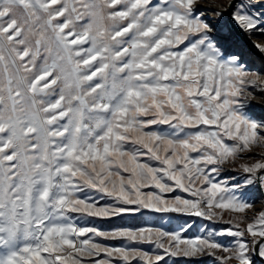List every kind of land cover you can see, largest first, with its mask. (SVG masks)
Wrapping results in <instances>:
<instances>
[{"label": "snow or ice", "instance_id": "snow-or-ice-1", "mask_svg": "<svg viewBox=\"0 0 264 264\" xmlns=\"http://www.w3.org/2000/svg\"><path fill=\"white\" fill-rule=\"evenodd\" d=\"M258 202L264 0H0V264H264Z\"/></svg>", "mask_w": 264, "mask_h": 264}, {"label": "rangeland", "instance_id": "rangeland-1", "mask_svg": "<svg viewBox=\"0 0 264 264\" xmlns=\"http://www.w3.org/2000/svg\"><path fill=\"white\" fill-rule=\"evenodd\" d=\"M256 208L257 209H264V204H261V203H257L256 204ZM132 221H126V223H131ZM104 227H110V225H103Z\"/></svg>", "mask_w": 264, "mask_h": 264}]
</instances>
